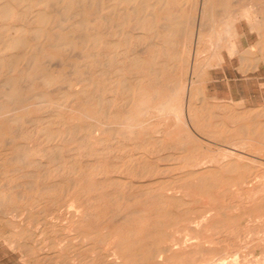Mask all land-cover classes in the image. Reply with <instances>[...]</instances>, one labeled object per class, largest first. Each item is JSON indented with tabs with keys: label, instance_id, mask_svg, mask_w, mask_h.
<instances>
[{
	"label": "bare ground",
	"instance_id": "6f19581e",
	"mask_svg": "<svg viewBox=\"0 0 264 264\" xmlns=\"http://www.w3.org/2000/svg\"><path fill=\"white\" fill-rule=\"evenodd\" d=\"M263 76L264 0H0V243L264 264Z\"/></svg>",
	"mask_w": 264,
	"mask_h": 264
},
{
	"label": "rangeland",
	"instance_id": "374dc122",
	"mask_svg": "<svg viewBox=\"0 0 264 264\" xmlns=\"http://www.w3.org/2000/svg\"><path fill=\"white\" fill-rule=\"evenodd\" d=\"M254 36H255V39H256L255 33L253 35V40H255ZM250 73H252V72H250ZM229 74H230V80L233 83L232 84L233 88L237 87V84H235L236 82L241 83V82L244 81V76L241 73L240 74L239 73H235V72L233 73L232 71H230ZM218 75H222V73L219 72ZM216 89L219 90L220 99H223V98L224 99H229V98H231V92H230L231 91V86L227 85V83L220 84V85H218V87H216L214 84L211 85L209 94L212 95V96H215L216 95V93H215ZM242 95H244V94L239 95V97H242ZM250 152L252 154H254V150L250 151ZM252 158H256V157H254L253 155H250L249 160H252ZM259 159H261V158H259ZM256 160H258V159L256 158ZM1 227L2 228L3 227H7V225L5 223H0V228ZM19 258H20V256H19V254L17 252L13 251L9 247L4 246V245H2L0 243V264H23L22 261Z\"/></svg>",
	"mask_w": 264,
	"mask_h": 264
}]
</instances>
